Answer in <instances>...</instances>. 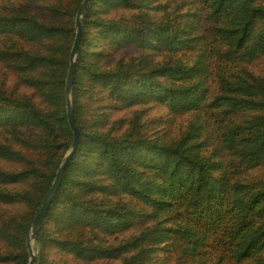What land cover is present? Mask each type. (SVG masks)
Returning <instances> with one entry per match:
<instances>
[{"label": "trees", "instance_id": "trees-1", "mask_svg": "<svg viewBox=\"0 0 264 264\" xmlns=\"http://www.w3.org/2000/svg\"><path fill=\"white\" fill-rule=\"evenodd\" d=\"M83 1L0 0V264H28L74 140ZM82 27L36 264H264V0H91Z\"/></svg>", "mask_w": 264, "mask_h": 264}, {"label": "water", "instance_id": "water-1", "mask_svg": "<svg viewBox=\"0 0 264 264\" xmlns=\"http://www.w3.org/2000/svg\"><path fill=\"white\" fill-rule=\"evenodd\" d=\"M90 1L91 0H84L76 15V19H75L76 36H75V40H74V43H73V46L70 52L69 69H68L66 85H65L67 121H68L70 130L74 136V140H73L69 153L64 158L62 164L59 167L55 180L49 192L46 194L41 204V208L38 214L35 216V218H33V220L31 221L29 225V229H28V233L26 237V248H27V252L29 256L28 264H36L37 257L34 251V242L41 228V225L43 224L46 218L47 212L49 211V208L58 193L61 182L65 175V172L67 168L69 167L70 163L72 162L73 157L78 149L79 142H80V133L74 122L72 90H73V81H74V75H75L76 62H77L79 48H80L82 37H83L82 21L89 7Z\"/></svg>", "mask_w": 264, "mask_h": 264}, {"label": "rangeland", "instance_id": "rangeland-1", "mask_svg": "<svg viewBox=\"0 0 264 264\" xmlns=\"http://www.w3.org/2000/svg\"><path fill=\"white\" fill-rule=\"evenodd\" d=\"M124 54H127V52H123ZM253 69H255L257 72L259 73H263L264 74V60H261L259 62L254 63L251 66ZM3 69V67L1 66L0 70ZM10 82L13 80L11 77L9 78ZM214 87V86H213ZM215 88V87H214ZM151 116L153 117H157L160 116L162 114V111L160 108H152L150 111ZM127 113H117L115 116H109V118L111 120H113L114 118H119L121 116H126ZM187 119L188 117H177L172 121L171 127H176V125H182L184 126L185 124H187ZM0 165L6 169H14L16 168V165L13 162L7 161L5 159L0 158ZM66 261L68 264H84L81 262H75L73 259H71L70 257H66Z\"/></svg>", "mask_w": 264, "mask_h": 264}]
</instances>
